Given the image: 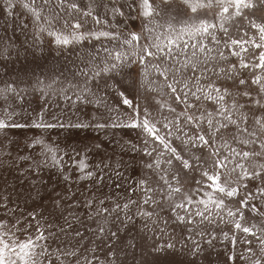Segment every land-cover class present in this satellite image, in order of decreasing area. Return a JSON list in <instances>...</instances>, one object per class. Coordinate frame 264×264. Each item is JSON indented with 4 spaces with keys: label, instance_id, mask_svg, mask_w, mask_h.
<instances>
[{
    "label": "snow or ice",
    "instance_id": "obj_1",
    "mask_svg": "<svg viewBox=\"0 0 264 264\" xmlns=\"http://www.w3.org/2000/svg\"><path fill=\"white\" fill-rule=\"evenodd\" d=\"M0 12L31 34L29 47L46 38L58 53L76 52L75 83L60 92L73 105L103 109L76 121L47 105L28 112L20 107L28 85L0 75V264H127L129 253L135 262L136 245L119 233L136 217L146 232L184 231L192 257L205 251L202 242L215 247L219 239L228 264H264V0H0ZM10 26H0V68L28 50L15 46ZM129 75L153 94L146 103L126 95ZM59 80L37 78L31 88L45 96ZM110 95L118 102L109 104ZM71 129H124L137 142H117L119 160L90 162L103 145L61 155L46 140ZM46 168L64 188L45 189L50 204L30 207L43 200L45 182L29 177ZM8 176L28 180L27 189ZM78 181H90L87 196L73 190ZM109 186L123 191V203L103 206L107 197L98 193ZM109 218L120 227H106ZM89 219L94 229L85 227ZM176 247L169 239L149 254L158 261Z\"/></svg>",
    "mask_w": 264,
    "mask_h": 264
},
{
    "label": "rangeland",
    "instance_id": "obj_2",
    "mask_svg": "<svg viewBox=\"0 0 264 264\" xmlns=\"http://www.w3.org/2000/svg\"><path fill=\"white\" fill-rule=\"evenodd\" d=\"M18 14H22L19 13ZM28 21L25 20V23ZM12 25L8 28L7 35L12 36L15 40V46L17 48H27L25 53L21 50V55L13 57V60L7 63V67L0 68V75H5L6 78H11L20 83L21 87L28 85V94L25 96L21 108H26L28 112H31L33 109H39L42 105H47L48 113H55L60 115L65 121L72 120H90L97 116L99 112H103L102 108H97L95 103H86L75 105L72 102H66L63 98V95L60 92V89L63 86L67 85L69 80H73V73L75 68L73 67L76 61V52L69 50L66 53H58L56 48L49 44L48 40L45 38V41L42 45H37L35 47H29L32 44L31 34L28 33L27 36L25 33H22L16 30V20L15 18L9 19L7 15L3 12H0V26L3 24ZM5 35L0 27V36ZM135 66H133L134 69ZM133 69H128L127 71H132ZM63 73V75H61ZM55 77H59L60 80L58 83L53 85V88L47 90V94L42 96L38 91H33L31 85L37 79H43L45 83H49ZM73 83L75 81L73 80ZM135 84V86H134ZM124 89H126V95L130 99H133L134 102L139 100L141 104L146 103L144 97L146 95H153L152 93H146L144 88L141 87L138 83V77L135 75L127 76L123 81ZM69 89V94L71 93ZM108 103L115 104L118 102L119 97L110 95L108 96ZM63 110V111H62ZM126 110V109H125ZM127 133V134H126ZM16 140L20 142L19 153L21 155L27 154L25 149V140L22 136H16ZM47 142L51 143L54 147L59 146L60 152L63 155V152H68L71 154L74 149L79 150L83 149L86 146H93L95 144L103 145L98 151L90 154V162L98 161L105 157H113L119 160L121 158L119 144L117 142L123 143L127 140L136 141V133L130 132L129 130L124 129H105L104 131L85 129V130H76L71 129L67 132L52 130L46 135ZM35 153V149L31 150ZM15 155V153H14ZM39 157V153H36ZM67 160V156L64 157ZM123 159L125 161L129 160L128 155H124ZM137 167H139L137 165ZM73 174L71 169H66ZM131 174V173H130ZM7 176L8 174L5 173ZM8 179L11 180L14 184L17 185L18 190L24 192L29 184L28 180H25L23 184H20L19 181L14 180L13 177L8 176ZM35 179L37 183L40 181L45 182L41 189V195L43 200H37L35 202L29 201V206L34 204L42 203L45 207L50 204V201L47 196L48 191L60 190L64 188V181L62 180L60 174L56 171L55 168H46L40 175L39 178L29 177V180ZM90 184V181H78L73 185V190L77 192V195L83 193V196H87L92 189L87 187ZM100 198L107 197L105 199V205L111 206L114 202L123 203L125 199V194L122 190L115 189L111 186L103 188L100 193H98ZM82 214L84 209L79 210ZM91 226L93 229L96 227V221L89 219L86 221L85 227ZM110 230H115V228L120 227L119 223L112 224L111 218L106 224ZM221 227H224L223 225ZM83 231V229H82ZM217 235L219 236V229H215ZM87 236L92 237L93 233L90 231L86 233ZM187 234L181 229H176L175 232H172L171 229L167 235L160 232H146L143 229V223L140 217H136L135 226H129V229L121 228L119 237L124 242V244L134 243L136 248L134 249L137 256V261L131 259V253H129L127 264H144V261H147V264H190V261L197 260V264H228L227 261V250L226 245L220 243L219 239L215 241V247H209L202 242V246L205 251L197 258L190 256L184 248V244L187 243L191 245V241H186L184 238ZM172 239V242L177 245L176 249L169 250L167 253H161L159 260L154 259L155 254H149L152 251L154 244L166 243ZM120 243L119 240L114 241V246ZM141 252L144 253L143 259H141ZM103 256V253H100ZM124 259V256H121Z\"/></svg>",
    "mask_w": 264,
    "mask_h": 264
}]
</instances>
